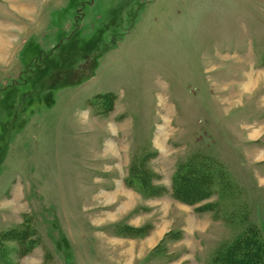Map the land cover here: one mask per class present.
Returning a JSON list of instances; mask_svg holds the SVG:
<instances>
[{
  "label": "rangeland",
  "instance_id": "374dc122",
  "mask_svg": "<svg viewBox=\"0 0 264 264\" xmlns=\"http://www.w3.org/2000/svg\"><path fill=\"white\" fill-rule=\"evenodd\" d=\"M197 155L232 190L187 205ZM27 221L17 264H209L264 236V0H0V233Z\"/></svg>",
  "mask_w": 264,
  "mask_h": 264
},
{
  "label": "trees",
  "instance_id": "16d2710c",
  "mask_svg": "<svg viewBox=\"0 0 264 264\" xmlns=\"http://www.w3.org/2000/svg\"><path fill=\"white\" fill-rule=\"evenodd\" d=\"M144 164L145 160L139 162L135 171L133 170L130 174L132 181L129 180V182L133 184L136 181L140 185V190L150 193L155 189L144 181L148 174ZM223 174L224 171L221 170L220 165L210 157L197 155L176 172L169 193L171 192V196L182 203L196 205L201 200L212 197L215 194L217 184L221 185L222 191L230 193V189L232 190V187L229 186L230 180L226 177L227 180L225 181ZM221 177L222 182L219 181ZM207 208L209 207H199L197 211L202 213L211 210L213 207ZM225 211L228 212L229 207ZM214 213L217 214L218 210ZM223 218L231 220L232 216L226 215ZM29 226V221H27L18 228L0 233V264H17L13 261V252L5 244L7 241L17 243L19 248L15 253L18 257L25 256L35 247L37 243L34 238L36 231ZM123 230L128 232L126 235L130 237L136 238L145 235V231L141 228L124 227ZM209 264H264V236L262 231L257 225L249 224L233 242L218 249Z\"/></svg>",
  "mask_w": 264,
  "mask_h": 264
},
{
  "label": "crops",
  "instance_id": "0c3cea01",
  "mask_svg": "<svg viewBox=\"0 0 264 264\" xmlns=\"http://www.w3.org/2000/svg\"><path fill=\"white\" fill-rule=\"evenodd\" d=\"M125 185V184H124ZM127 187V186H126ZM125 187V188H126ZM125 196H127V197H129V200L128 201H125V203H124V209H125V207L127 206V207H129V208H127L126 210H129V209H131L132 207H130V206H132L133 205V202L132 201H130V200H134V197H132V195H133V192H131L129 189H127L126 191H125V194H124ZM129 195V196H128ZM142 199V198H141ZM170 200H172V201H170ZM160 202H158V201H156L155 203H161V201H165L166 203H163L162 204V207H165L166 206V204L168 205V204H171V203H175L176 201L175 200H173L172 198H170V197H168V199L167 200H159ZM135 202H136V200H135ZM152 202H154V201H151V203ZM168 202V203H167ZM136 207V204L133 206V208H135ZM132 208V209H133ZM132 209H131V211H132ZM138 220V219H137ZM130 224V223H129ZM133 223H131L130 225H132ZM133 226H136V225H133ZM137 227V226H136ZM159 230H155V231H153V233L152 234H150L146 239H144V240H142V241H144V243H147L149 246L150 245H156L157 244V240H156V237L157 236H159L160 234L162 235V233H160V232H158ZM151 246V247H152ZM143 258V257H142Z\"/></svg>",
  "mask_w": 264,
  "mask_h": 264
}]
</instances>
